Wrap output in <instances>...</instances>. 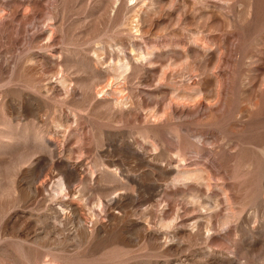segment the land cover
I'll use <instances>...</instances> for the list:
<instances>
[{"label":"rangeland","instance_id":"rangeland-1","mask_svg":"<svg viewBox=\"0 0 264 264\" xmlns=\"http://www.w3.org/2000/svg\"><path fill=\"white\" fill-rule=\"evenodd\" d=\"M0 264H264V0H0Z\"/></svg>","mask_w":264,"mask_h":264}]
</instances>
